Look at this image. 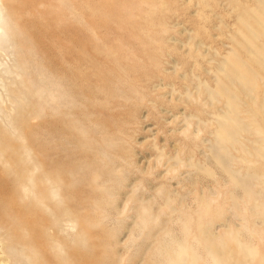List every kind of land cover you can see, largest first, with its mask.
<instances>
[{
	"label": "rangeland",
	"instance_id": "374dc122",
	"mask_svg": "<svg viewBox=\"0 0 264 264\" xmlns=\"http://www.w3.org/2000/svg\"><path fill=\"white\" fill-rule=\"evenodd\" d=\"M262 55L264 0H0V264H264Z\"/></svg>",
	"mask_w": 264,
	"mask_h": 264
},
{
	"label": "bare ground",
	"instance_id": "6f19581e",
	"mask_svg": "<svg viewBox=\"0 0 264 264\" xmlns=\"http://www.w3.org/2000/svg\"><path fill=\"white\" fill-rule=\"evenodd\" d=\"M250 49L252 50L253 48H250ZM249 52H250V51H249ZM252 53H253V52H251V54H252ZM261 57H262L261 60H263V55H262ZM230 61H231V60H230ZM235 61L237 62V60H235ZM235 61H234V62H235ZM263 61H264V60H263ZM237 63H238V62H237ZM240 64H241V63H240ZM227 73H228V72H227ZM242 73H244V72H242ZM242 73H241V74H242ZM236 80H237V79H236ZM230 120H231V119H230ZM219 130H220V129H219ZM225 136H226V135H225ZM225 140H226V139H225ZM228 140H229V139H228Z\"/></svg>",
	"mask_w": 264,
	"mask_h": 264
}]
</instances>
